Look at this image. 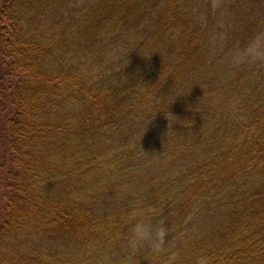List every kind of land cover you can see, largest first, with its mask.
<instances>
[{
  "label": "trees",
  "instance_id": "obj_1",
  "mask_svg": "<svg viewBox=\"0 0 264 264\" xmlns=\"http://www.w3.org/2000/svg\"><path fill=\"white\" fill-rule=\"evenodd\" d=\"M261 31L264 0H0V264H264V63L229 60Z\"/></svg>",
  "mask_w": 264,
  "mask_h": 264
},
{
  "label": "clouds",
  "instance_id": "obj_2",
  "mask_svg": "<svg viewBox=\"0 0 264 264\" xmlns=\"http://www.w3.org/2000/svg\"><path fill=\"white\" fill-rule=\"evenodd\" d=\"M229 60L237 67L246 63H264V31L256 33L246 45L236 46L230 53ZM154 216L155 209L151 207L130 213L128 242L134 251L146 250L155 255L170 243L171 228L165 226L164 220L154 222ZM176 259V255H173L172 260ZM196 264H212V258L200 255L196 258Z\"/></svg>",
  "mask_w": 264,
  "mask_h": 264
},
{
  "label": "rangeland",
  "instance_id": "obj_3",
  "mask_svg": "<svg viewBox=\"0 0 264 264\" xmlns=\"http://www.w3.org/2000/svg\"><path fill=\"white\" fill-rule=\"evenodd\" d=\"M5 206V202L3 204H1V207L3 208Z\"/></svg>",
  "mask_w": 264,
  "mask_h": 264
}]
</instances>
